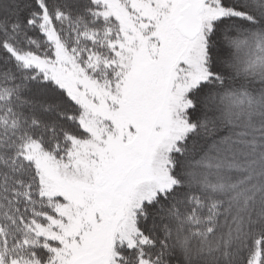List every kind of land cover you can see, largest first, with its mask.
Instances as JSON below:
<instances>
[{
  "label": "snow or ice",
  "instance_id": "1",
  "mask_svg": "<svg viewBox=\"0 0 264 264\" xmlns=\"http://www.w3.org/2000/svg\"><path fill=\"white\" fill-rule=\"evenodd\" d=\"M0 264H264V0H0Z\"/></svg>",
  "mask_w": 264,
  "mask_h": 264
}]
</instances>
